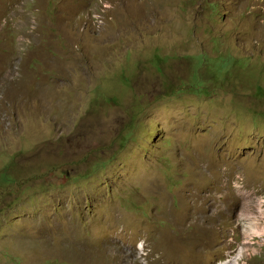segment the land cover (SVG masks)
I'll use <instances>...</instances> for the list:
<instances>
[{
	"label": "rangeland",
	"instance_id": "obj_1",
	"mask_svg": "<svg viewBox=\"0 0 264 264\" xmlns=\"http://www.w3.org/2000/svg\"><path fill=\"white\" fill-rule=\"evenodd\" d=\"M0 264H264V0H0Z\"/></svg>",
	"mask_w": 264,
	"mask_h": 264
},
{
	"label": "trees",
	"instance_id": "obj_2",
	"mask_svg": "<svg viewBox=\"0 0 264 264\" xmlns=\"http://www.w3.org/2000/svg\"><path fill=\"white\" fill-rule=\"evenodd\" d=\"M201 56H203V55H200L199 56V58H201ZM223 57V61H221L219 64H220V67H219V69H217V71L219 72V71H227V69L229 68V66L230 65H232L233 64V61H234V59L233 60H231V62H230V59H228V57L227 56H222ZM221 57V58H222ZM204 60H201V64L202 65H204V62H203ZM222 64V65H221ZM218 77V76H217ZM193 78H198L199 80H201V81H203V78L201 77V75H200V72H197V75H195L194 74V76H193ZM208 82V81H207ZM193 84V83H192ZM202 84L204 85V88L206 87V85L205 84H207L205 81H203L202 82ZM204 88H201V90L202 89H204ZM197 91H199L200 92V90H197Z\"/></svg>",
	"mask_w": 264,
	"mask_h": 264
},
{
	"label": "bare ground",
	"instance_id": "obj_3",
	"mask_svg": "<svg viewBox=\"0 0 264 264\" xmlns=\"http://www.w3.org/2000/svg\"><path fill=\"white\" fill-rule=\"evenodd\" d=\"M89 12V11H88ZM203 82V81H202ZM201 83V82H200ZM199 84V83H198ZM201 85V84H200ZM197 87V86H196ZM203 88V87H202ZM197 90V89H196ZM196 90H194V91H196ZM200 90H201V88H200ZM203 90V89H202ZM197 92V91H196ZM199 92V91H198ZM202 92V91H201ZM239 259H236V261H238Z\"/></svg>",
	"mask_w": 264,
	"mask_h": 264
}]
</instances>
